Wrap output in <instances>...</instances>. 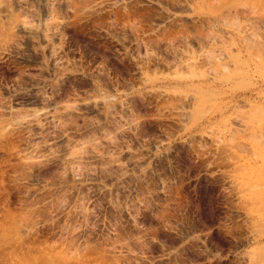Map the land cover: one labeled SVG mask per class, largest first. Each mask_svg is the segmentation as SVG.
<instances>
[{"label": "rangeland", "instance_id": "rangeland-1", "mask_svg": "<svg viewBox=\"0 0 264 264\" xmlns=\"http://www.w3.org/2000/svg\"><path fill=\"white\" fill-rule=\"evenodd\" d=\"M232 1L0 0L9 264H264V0Z\"/></svg>", "mask_w": 264, "mask_h": 264}, {"label": "bare ground", "instance_id": "bare-ground-1", "mask_svg": "<svg viewBox=\"0 0 264 264\" xmlns=\"http://www.w3.org/2000/svg\"><path fill=\"white\" fill-rule=\"evenodd\" d=\"M233 1H234V0H233ZM233 1H232V2H233ZM246 1H247V0H246ZM249 1H250V0H249ZM253 1H254V0H253ZM253 1H252V2H253ZM255 2H256V1H255ZM223 4H224V3H223ZM261 4H262V3H261ZM236 5H237V6H236ZM236 5H235V4H232V6H234V8L232 7V8H233V9H232V10H233V11H232V12H233V18H234V17H235V18H236V17L238 18V16H239V19H240L241 15H243L244 13L242 14V11H241V8H240L241 5H238V3H236ZM243 5H244V4H243ZM229 6H230V4H229ZM235 6H236V7H235ZM239 6H240V7H239ZM244 6H245V5H244ZM244 6H243V7H244ZM238 7H239V9H238ZM228 8H229V7H227V9H228ZM244 8H245V7H244ZM251 8H252V7H251ZM230 9H231V6H230ZM230 9H229V10H230ZM229 10H228V11H229ZM248 10H249V9H248ZM256 11H257V10H256ZM232 12H230V13H232ZM243 12H244V10H243ZM247 13H249V12H247ZM252 13H253V12H250V14H252ZM257 13H258V12H257ZM228 14H229V13H228ZM226 17H227V16H226ZM243 17H244V16H243ZM227 18H228V17H227ZM228 19H229V18H228ZM248 19H249V18H248ZM237 20H238V19H237ZM246 20H247V19H246ZM227 21H229V20H227ZM235 21H236V20H235ZM231 22H232V21H231ZM231 22H230V24H229V23H227V22L225 21L226 24H224V25L227 26V24H228V25L230 26V25H231ZM233 22H234V21H233ZM243 22H244V21H243ZM243 22H241V23H243ZM251 23H252V21H251ZM234 24H237V23H234ZM252 24H253V23H252ZM252 24H251L250 26H252ZM240 25H241V24H240ZM236 26H237V25H236ZM245 26L248 27V25H245ZM255 26H256V25H255ZM232 27H233V30H234V26H233V24H232ZM232 27H231V28H232ZM242 29H244V28H242ZM235 30H236V28H235ZM238 30H239V28H238ZM246 31H247V29H246ZM252 32H253V31H252ZM236 33H237V31H236ZM253 33H254V32H253ZM250 34H251V32H250ZM254 34H256V33H254ZM243 35H244V34H243ZM243 35L241 36V38L243 39L242 41H243V43L245 42V44L247 45V43H248V42L246 43L247 38H245ZM245 36H246V35H245ZM236 37H238V36H235V37L232 38V42H233V43H234V41H237V40H238V38L236 39ZM243 37H244V38H243ZM245 39H246V40H245ZM239 40H240V39H239ZM247 41H248V40H247ZM224 42H225V41H224ZM237 42L239 43V41H237ZM226 43H227V42H226ZM245 44H244V45H245ZM248 45H249V44H248ZM249 46H250V45H249ZM249 46H247V48H248ZM244 47H245V46H244ZM240 50H241V49H240ZM239 53H240V51H239ZM239 59H241V58H239ZM233 60H234V59H233ZM236 60H237V59H236ZM241 63H242V62H241ZM220 64H221V63H220ZM220 64H218V65H220ZM8 217H10V215H8ZM12 219H14V218H12ZM8 220H9V218H8ZM4 222H5V221H4ZM4 225H5V227H4V226H2V227H4L5 230H6V229H7V228H6L7 225H6V224H4ZM13 226H14V225H13ZM0 228H1V226H0ZM9 228H10V227H9ZM2 229H3V228H2ZM5 230H3V231L5 232ZM10 231H11V230H10ZM8 232H9V230H8ZM1 234H2V233L0 232V235H1ZM3 234H4V233H3ZM6 234H7V232H6ZM2 236H3V235H2ZM5 236H6V235H5ZM5 236H4V237H5ZM25 236H26V235H25ZM11 237H12V236H11ZM16 237H17V236H16ZM16 237H15V238H16ZM18 237H19V236H18ZM13 238H14V236H13ZM18 239H19V240H18ZM11 240H12V239H11ZM13 240H14V239H13ZM15 241H16V240H14V242H15ZM17 241H20V238H17ZM22 241H23V239H22ZM15 243H16V242H15ZM15 243H13V245H14V246H17V245H15ZM17 243H18V246H20L21 242H17ZM17 243H16V244H17ZM19 243H20V244H19ZM22 243H23V242H22ZM28 244H29V243H28ZM10 245H12V244H10ZM22 245H23V244H22ZM26 245H27V243H26ZM32 245H33V244H32ZM14 246H13V247H14ZM18 246H17V247H18ZM23 247H24V246H23ZM28 247H29V246H28ZM48 247H49V246H48ZM19 248H20V247H19ZM36 248H37V247H35V249H36ZM14 249H15V248H14ZM14 249H12L11 252H12ZM17 249H18V248H17ZM26 249H27V248H26ZM26 249H25V250H26ZM30 249H31V248H30ZM38 249H39V248H38ZM21 250H22V248H21ZM25 250H24V251H25ZM45 250H46V249H45ZM17 251H18V250H17ZM24 251H23V252H24ZM36 251H37V250H36ZM11 252H9V253H11ZM20 252H21V251H19V253H20ZM28 252H29V251H28ZM41 252H43V251H41ZM13 253H14V254H12L11 257H12V258H15V257H13V256H16V255L18 254V252H17V253H16V252H13ZM21 253H22V252H21ZM31 253H32V252H31ZM36 253H37V252H36ZM36 253H35V256H36ZM15 254H16V255H15ZM23 254H25V253H23ZM29 254H30V253H29ZM29 254H28V256H29ZM32 254H33V253H32ZM37 254H38V253H37ZM40 254H41V253H40ZM18 256H19V255H18ZM20 256H21V255H20ZM22 256H23V255H22ZM22 256H21V258H22ZM31 256H33V255L30 254L29 257H31ZM37 256H38V255H37ZM82 256H83V255H82ZM23 257H24V256H23ZM25 257L27 258V255H26V254H25ZM25 257H24V259H25ZM12 258H11V259H12ZM19 258H20V257L16 258L17 260H15V261H17V264H27V263L24 262L23 259H22V261L20 260V261H21V262H20V261L18 260ZM33 258H35V257H33ZM41 258H42V257H41ZM41 258H40V261H42ZM77 258H78V257H77ZM81 258H82V257H81ZM81 258H80V259H81ZM35 259H36V258H35ZM78 259H79V258H78ZM12 260H13V259H12ZM30 260H31V259L27 260V261H29L28 263L32 262V261H30ZM32 260H33V259H32ZM45 260H46V259H45ZM47 260H48V259H47ZM83 260H84V259H83ZM83 260L81 261V263L83 262ZM15 261H14V262H15ZM25 261H26V260H25ZM37 261H38V260H37ZM37 261H36V263H37ZM22 262H24V263H22ZM46 263H47V262H46ZM81 263H80V264H81ZM0 264H2V263H0ZM30 264H31V263H30ZM32 264H33V263H32ZM39 264H40V262H39ZM82 264H83V263H82Z\"/></svg>", "mask_w": 264, "mask_h": 264}, {"label": "flooded vegetation", "instance_id": "flooded-vegetation-1", "mask_svg": "<svg viewBox=\"0 0 264 264\" xmlns=\"http://www.w3.org/2000/svg\"><path fill=\"white\" fill-rule=\"evenodd\" d=\"M32 210H34L32 208ZM24 211L19 210L17 212H13L9 209L5 210L3 213L2 218L0 219V226L4 223L5 219L8 217L9 213H14V214H18L19 212ZM1 230V229H0ZM8 239L7 238H3V236H0V263L2 264H9V251H10V247L8 246Z\"/></svg>", "mask_w": 264, "mask_h": 264}]
</instances>
